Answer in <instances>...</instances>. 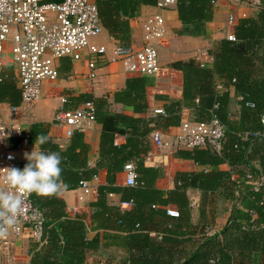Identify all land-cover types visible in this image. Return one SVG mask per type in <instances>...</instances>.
<instances>
[{"label":"trees","instance_id":"trees-1","mask_svg":"<svg viewBox=\"0 0 264 264\" xmlns=\"http://www.w3.org/2000/svg\"><path fill=\"white\" fill-rule=\"evenodd\" d=\"M213 1L177 0L178 19L185 32L194 36L203 34L205 25L213 20ZM260 1L258 16L237 22L233 34L235 40L224 39L210 51L211 67L202 68L194 60L172 65L182 73L183 92L181 100L169 101L165 108L166 117L145 122L113 113L107 98L89 100L87 103L94 106L96 121L102 126L99 158L94 167L89 165L90 148L81 133L70 138L65 151L53 144L51 138L42 145L44 150L56 152L62 158L61 188L51 195L29 194L44 217L42 241L45 243L33 246L30 264H87L86 251L96 249L100 242L99 235L91 242L86 241L88 229L129 235L131 254L128 264H174L172 256L166 258L165 254L163 257L165 249L161 245L176 244L179 237L193 235L192 232H182L184 227L192 229L191 201L187 191L198 189L213 193L221 188H225L222 198L228 203L227 212L230 213L226 225L219 234L202 239L196 250L178 264H264V186L255 191L245 176L239 184L232 182L229 174L217 170L227 158L211 149L186 155L196 165L211 170L178 174L175 189L171 191L158 190L155 183L160 173L146 168L142 162L149 151L147 137L157 128L167 130L180 126L183 110L192 111L199 122L217 118L224 126L225 135L235 130L229 120V92H218L216 87L219 84L225 89L232 88L242 97L241 119L248 124L254 122L255 125L247 128L253 133L258 132V137L264 140V0ZM157 3L158 0H96L103 28L119 48L125 50L130 42L129 21L142 7ZM146 87L144 78L128 79L125 90L114 94L113 102L132 106L136 113H144L147 110ZM20 102L21 94L14 81L6 79L0 85V103L17 106ZM41 133L48 136L42 126L34 125L30 143H34L36 135ZM117 138H123L124 143L116 145ZM250 142L251 139L243 141L241 136L238 137L235 161L244 160L245 151L241 148ZM134 161H137L139 175L137 186H118L116 176ZM100 171H105V184L97 188V200L89 206V228L86 215H68L59 194L77 189L82 181L94 180ZM258 174L252 172L254 178ZM110 195H120L121 201L131 204L132 209L122 211L111 206L108 202ZM170 205L177 208V217L167 213L166 208ZM156 217L175 222L164 231L161 242L150 237L147 230V225Z\"/></svg>","mask_w":264,"mask_h":264},{"label":"crops","instance_id":"crops-1","mask_svg":"<svg viewBox=\"0 0 264 264\" xmlns=\"http://www.w3.org/2000/svg\"><path fill=\"white\" fill-rule=\"evenodd\" d=\"M216 2V5L213 6V20L205 25L203 34L199 36L185 32L178 19L177 5L170 7L168 10H159L155 6L142 7L139 14L129 21L130 42L126 50L135 53L146 45L144 39L146 20L152 15H162L164 17L166 36L157 45L162 68L157 77L126 73L121 60L122 56L117 53L119 44L103 28L104 31L101 36L107 44L96 42L97 38L93 42L105 49L107 62L105 66L100 67L98 70L96 79L91 80L89 78L90 70L86 53H84L82 60L77 62L68 58L59 60L56 64L59 74L58 79L54 82H45L43 84L42 95L36 104L34 118L31 120V124L27 125L30 131L34 125L42 126L49 138L52 139L53 144H57L61 150L65 151L71 137L67 138L64 129L55 125L53 121L55 114L62 107L67 109L81 108L83 104L95 98H107L111 105L110 110L113 113L123 114L145 122H152L166 117L165 108L168 106L169 101L181 100L183 92L182 73L175 70L172 65L181 61L194 60L200 63V66L205 64L204 67H211L213 59L210 51L214 49L215 45L224 39L228 40V37L234 34L235 27L240 19L255 18L261 10L260 0H216ZM230 18L234 19L233 23H230ZM7 71L10 72V76L13 75L11 68L7 69ZM133 78H144L147 82V110L144 113H136L132 106L113 102L114 94L125 90L127 80ZM15 86L19 90L16 84ZM217 91L220 93L229 92V120L235 128L228 135H225L221 155L223 154L227 161L219 165L217 170L229 174L231 181L239 184L244 179V176L246 177L252 172L264 174V140L258 137V132L253 133L247 128L255 125L254 122L248 124L241 119L242 97L237 95L232 88H224L221 91ZM63 100H67V104L63 103ZM249 106L254 108V105ZM0 120L4 122L11 120L7 103H0ZM185 120H196L192 111H182L181 122ZM178 128L179 126L171 127L167 130L157 128L147 137L149 151L145 156L149 154L151 162H147L144 158L142 162L146 168H153L160 173L161 176L155 183V187L158 190H174L178 174L208 172L211 170L210 167L196 165L194 161L186 157L187 154H192L195 151L208 149L165 151L157 147L153 137L155 132L161 133L164 140H167L170 136L178 133ZM81 134L84 135V140L90 148L89 165L94 167L99 158L102 126L96 123L91 130ZM248 134L249 136H246ZM240 136L243 141L251 139V142L247 147L241 148V150L245 151L243 154L244 160L237 162V160L235 161L237 151L235 148L239 144L238 137ZM124 141L123 138H117L116 145L122 144ZM33 146L34 143L29 142L26 149L20 154L18 168L19 165L26 163L23 159V153L30 152ZM41 149L48 152L42 146H37V150ZM129 164H134L137 170V161L130 162L127 165ZM85 182L92 184L95 193L86 194L79 189V185L75 190L62 191L59 194V198L65 202L66 211L70 217L80 214L86 215V224L90 228L91 209L89 206L97 200V188L105 184V171H100L96 180ZM116 184L129 187L126 185L124 171L116 176ZM234 192L236 196L239 193L238 189L234 190ZM224 193L225 188L213 193H206L198 189H189L187 191V196L191 201L192 229L184 227L182 232L185 234L192 232L193 235L179 237V243L176 244L161 245L165 249L162 251V253L164 252V258L165 254L166 258H171L172 256L174 264H178L196 250L202 239L210 237L208 236V229L215 234L221 232L230 214L227 212L228 203L222 198ZM80 197H83V200H80ZM108 202L111 206L121 208L122 211H130L132 209L131 204L121 201L120 195H110ZM166 210L170 216H178L177 208L174 205L168 206ZM171 224L175 225V222L156 217L147 225V230L150 237L157 242H161L164 231L169 229ZM97 235L100 238L97 248L86 251L87 264L129 263L128 259L131 254L129 235L112 230L97 232L88 229L86 241L91 242ZM36 244L43 246L45 243L30 239L11 240L7 245L3 246L0 252V264H30L31 252Z\"/></svg>","mask_w":264,"mask_h":264},{"label":"built area","instance_id":"built-area-1","mask_svg":"<svg viewBox=\"0 0 264 264\" xmlns=\"http://www.w3.org/2000/svg\"><path fill=\"white\" fill-rule=\"evenodd\" d=\"M176 3L177 0H159L155 7L168 10ZM216 3L214 0L213 6ZM233 21L230 18V23ZM144 29L146 45L140 51L131 53L118 47L117 53L122 56L126 73L157 77L162 70L157 45L166 36L164 17L150 16ZM103 31L96 0H0V85L12 78L21 93L20 104L9 105L11 120H0V169L13 166L18 168L19 156L31 139V131L27 125L34 118L43 84L58 79L56 64L59 60L68 58L77 62L86 53L89 78L96 79L98 70L105 66L107 59L105 49L93 41ZM228 40L234 41V35H230ZM201 66L204 67L205 64ZM10 68L13 70L12 76L6 73ZM223 89V86H217V90ZM63 103L67 104V100H63ZM53 121L56 126L64 129L67 138L75 133L91 130L97 123L92 103H85L77 109L62 107ZM178 129V133L167 140H164L161 133L155 132L153 137L157 147L165 151L211 149L221 155L225 129L217 118L204 122L185 120ZM9 155L13 159L9 160ZM143 158L151 162L149 154ZM124 174L126 185L136 187V166L127 165ZM246 179L255 191L264 186V174H258L256 178L249 174ZM79 189L86 194L95 193L90 182H81ZM0 190L14 191L3 182L2 175ZM19 195L23 201L22 211L18 214L16 226L10 228L6 235H0V252L4 245L14 239L42 241L43 214L32 203L29 194ZM207 232L208 236L215 235L209 229Z\"/></svg>","mask_w":264,"mask_h":264},{"label":"clouds","instance_id":"clouds-1","mask_svg":"<svg viewBox=\"0 0 264 264\" xmlns=\"http://www.w3.org/2000/svg\"><path fill=\"white\" fill-rule=\"evenodd\" d=\"M48 141L46 134H37L33 149L23 153L26 163L22 169L14 166L0 169L3 182L14 189L0 190V235H6L8 230L17 224L23 204L20 193L51 195L60 190L61 156L56 152L37 150V146H42ZM8 159L13 157L9 155Z\"/></svg>","mask_w":264,"mask_h":264},{"label":"rangeland","instance_id":"rangeland-1","mask_svg":"<svg viewBox=\"0 0 264 264\" xmlns=\"http://www.w3.org/2000/svg\"><path fill=\"white\" fill-rule=\"evenodd\" d=\"M95 41H96V42H99V43H104L105 45L107 44V42H106V41L104 42V40L102 39V36L99 37V38H97ZM81 107H82V106H81Z\"/></svg>","mask_w":264,"mask_h":264}]
</instances>
